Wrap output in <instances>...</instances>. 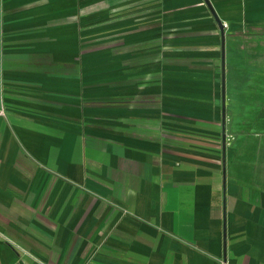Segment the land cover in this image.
Wrapping results in <instances>:
<instances>
[{
  "label": "crops",
  "instance_id": "1",
  "mask_svg": "<svg viewBox=\"0 0 264 264\" xmlns=\"http://www.w3.org/2000/svg\"><path fill=\"white\" fill-rule=\"evenodd\" d=\"M0 97V264H264V0H1Z\"/></svg>",
  "mask_w": 264,
  "mask_h": 264
},
{
  "label": "rangeland",
  "instance_id": "2",
  "mask_svg": "<svg viewBox=\"0 0 264 264\" xmlns=\"http://www.w3.org/2000/svg\"><path fill=\"white\" fill-rule=\"evenodd\" d=\"M178 1H180V0H178ZM170 4H176V2H172V3H170ZM177 5V4H176ZM176 5H174V9L172 8L170 11H172L171 12V14H170V19H169V21H168V32H169V36H165V38H168V47H169V49H176V23H177V21H176V16H177V9H175L176 8ZM165 39H163V41H164ZM158 45H157V43H155L154 42V47H159V45L161 46V44H160V40H158Z\"/></svg>",
  "mask_w": 264,
  "mask_h": 264
},
{
  "label": "built area",
  "instance_id": "3",
  "mask_svg": "<svg viewBox=\"0 0 264 264\" xmlns=\"http://www.w3.org/2000/svg\"><path fill=\"white\" fill-rule=\"evenodd\" d=\"M0 116H2V117L6 116V109H5V107H4L3 103H2L1 97H0Z\"/></svg>",
  "mask_w": 264,
  "mask_h": 264
}]
</instances>
